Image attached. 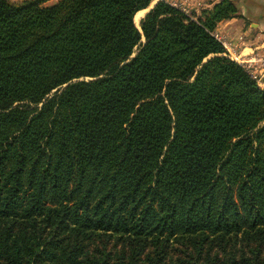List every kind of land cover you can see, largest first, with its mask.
Listing matches in <instances>:
<instances>
[{"label":"trees","instance_id":"trees-1","mask_svg":"<svg viewBox=\"0 0 264 264\" xmlns=\"http://www.w3.org/2000/svg\"><path fill=\"white\" fill-rule=\"evenodd\" d=\"M51 1L0 0V264H264V89L216 37L235 1L141 30L155 0Z\"/></svg>","mask_w":264,"mask_h":264},{"label":"crops","instance_id":"crops-1","mask_svg":"<svg viewBox=\"0 0 264 264\" xmlns=\"http://www.w3.org/2000/svg\"><path fill=\"white\" fill-rule=\"evenodd\" d=\"M157 1V0H156ZM175 6L191 7L203 4L212 8L221 0H168ZM213 1L211 4L210 2ZM238 6L242 17L225 20L218 25L216 34L218 37L230 39L237 46L238 55L244 60H254L256 57H264V0H233ZM252 1L253 4H252ZM255 9V10H254ZM197 11L196 9H194ZM256 10L258 12H256ZM263 10V11H262ZM237 42V43H236Z\"/></svg>","mask_w":264,"mask_h":264},{"label":"built area","instance_id":"built-area-1","mask_svg":"<svg viewBox=\"0 0 264 264\" xmlns=\"http://www.w3.org/2000/svg\"><path fill=\"white\" fill-rule=\"evenodd\" d=\"M182 8L186 13H190V10L185 6H178ZM216 37L223 43L227 56L233 61L238 62L257 80L259 86L264 89V57H256L254 60H244V58L237 53V46L232 42H229L227 39Z\"/></svg>","mask_w":264,"mask_h":264},{"label":"rangeland","instance_id":"rangeland-1","mask_svg":"<svg viewBox=\"0 0 264 264\" xmlns=\"http://www.w3.org/2000/svg\"><path fill=\"white\" fill-rule=\"evenodd\" d=\"M11 3H13V4H16V5H19V4H22V3H25V2H28V1H33V0H9ZM257 2H261V1H263V0H256ZM55 2H57V0H54V1H51V2H49V3H47L46 5H50V4H54ZM156 1H154L153 3H155ZM253 2L254 1H252V4H253ZM211 4L213 3V1H211L210 2ZM187 7L186 8H188L189 10H190V12H197L198 14L201 12V10L202 9H208L209 7H205L202 3L201 4H197L196 6H194V7H191V8H193V9H190L189 8V5L187 4L186 5ZM194 9H196L197 11H195ZM255 10V9H254ZM145 12V14H144V16L143 17H145L146 16V14H147V12H148V9L147 10H145L144 11ZM256 12H258L257 10H256ZM138 14V13H137ZM137 14H136V16H137ZM136 16H135V22H136ZM143 17H141L139 20H138V22H136V25L137 26H139V23H140V20L143 18ZM228 41L230 40V39H227ZM234 43V42H233ZM237 43V42H236Z\"/></svg>","mask_w":264,"mask_h":264},{"label":"water","instance_id":"water-1","mask_svg":"<svg viewBox=\"0 0 264 264\" xmlns=\"http://www.w3.org/2000/svg\"><path fill=\"white\" fill-rule=\"evenodd\" d=\"M155 1H156V0H155ZM159 1H161V0H157L155 3H152V4H151V6L148 8V12H147V14H148V13L154 8V6H155ZM147 14H146V15H147ZM145 17H146V16H145ZM145 17H143V18L140 20L139 26L136 25V22H135V19H134L135 25L137 26V28H138L139 30H141V21H142ZM133 57H135V55H134Z\"/></svg>","mask_w":264,"mask_h":264},{"label":"bare ground","instance_id":"bare-ground-1","mask_svg":"<svg viewBox=\"0 0 264 264\" xmlns=\"http://www.w3.org/2000/svg\"><path fill=\"white\" fill-rule=\"evenodd\" d=\"M144 14H145V12H142V13L138 14V15L136 16V22H138V20H139L141 17H143Z\"/></svg>","mask_w":264,"mask_h":264}]
</instances>
